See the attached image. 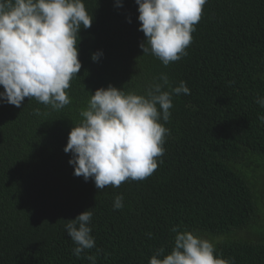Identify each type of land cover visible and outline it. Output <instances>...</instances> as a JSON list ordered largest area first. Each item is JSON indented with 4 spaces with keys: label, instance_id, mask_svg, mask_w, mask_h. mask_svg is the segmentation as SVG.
<instances>
[{
    "label": "trees",
    "instance_id": "trees-1",
    "mask_svg": "<svg viewBox=\"0 0 264 264\" xmlns=\"http://www.w3.org/2000/svg\"><path fill=\"white\" fill-rule=\"evenodd\" d=\"M83 2L93 23L77 40L82 68L66 90L71 102L53 110L35 98L19 108L0 101V264H91L89 255L96 264H149L157 249L171 253L173 227L241 238L214 242L216 254L264 264V237L237 234L256 215L257 166L264 176V108L255 103L264 98V0H208L188 55L168 66L140 48L146 37L135 0H120L123 7L118 0ZM97 52L103 55L94 62ZM161 74L172 87L186 82L190 94L173 96L153 174L102 191L76 177L64 148L91 95L109 85L146 95ZM248 156L256 163L253 181L240 169L250 165ZM120 195L124 206L116 210ZM87 210L96 246L78 258L65 224Z\"/></svg>",
    "mask_w": 264,
    "mask_h": 264
},
{
    "label": "clouds",
    "instance_id": "clouds-1",
    "mask_svg": "<svg viewBox=\"0 0 264 264\" xmlns=\"http://www.w3.org/2000/svg\"><path fill=\"white\" fill-rule=\"evenodd\" d=\"M135 2L139 31L146 37L140 44L144 55L155 56L164 66L187 56L186 49L208 0ZM117 6L123 7L120 0ZM92 23L93 16L83 0H0V86L4 89L0 101L17 108L25 98H35L53 110L68 105L71 101L66 90L82 68L79 33L82 28H91ZM102 55L93 54V61ZM156 79L146 95L126 93L112 85L91 95L87 108L80 112L82 121L72 128L64 148L65 153L72 154L69 164L76 177L86 182L93 179L102 191L109 185L119 187L127 180L140 181L153 174L157 158L165 152L169 129L164 124L171 117L173 96L190 94L184 81L172 87L166 74ZM255 103L264 108V98L258 97ZM258 118L264 122V115ZM123 201L122 195L116 196L114 209H122ZM92 217L93 212L87 210L65 224L78 258L96 246L89 226ZM171 231L177 233L171 253L165 255L161 247L149 264H235L219 257L212 241L176 227ZM147 235L151 238V233ZM87 259L96 264L95 255Z\"/></svg>",
    "mask_w": 264,
    "mask_h": 264
},
{
    "label": "rangeland",
    "instance_id": "rangeland-1",
    "mask_svg": "<svg viewBox=\"0 0 264 264\" xmlns=\"http://www.w3.org/2000/svg\"><path fill=\"white\" fill-rule=\"evenodd\" d=\"M244 160L246 162H249L250 165H243V164H240V169L242 171H246L247 172V175L249 176V179L251 181L254 180V174L253 172H250L249 173V170L252 166H256V163L254 162L253 160V156H248V157H245ZM261 167H258L257 166V170H259V173H257L260 177V180H261V185L260 187L258 188V191H259V196H260V200L258 202V207H257V210H256V215L254 216V218L251 220V223L249 225V227H246L245 229L239 231L237 234L239 236H245L247 237L246 239L244 240H252V241H256L260 238H263L264 237V229L262 230V228L258 225H261V224H264V176H262L261 174ZM254 225H257L258 227H253V228H250L251 226H254ZM264 226V225H262ZM195 235H198V236H201L205 239H208L210 241L213 242V244L215 245L214 242H217V241H221L220 238H214V237H210L206 234H202L200 232H194ZM209 234V233H208ZM212 238V239H211ZM231 239H241V238H237V237H225L224 239H222V241L220 243H223L225 241H229ZM217 245H215L216 247Z\"/></svg>",
    "mask_w": 264,
    "mask_h": 264
}]
</instances>
